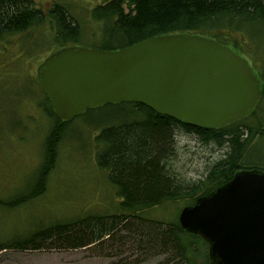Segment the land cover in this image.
Instances as JSON below:
<instances>
[{"label":"trees","instance_id":"16d2710c","mask_svg":"<svg viewBox=\"0 0 264 264\" xmlns=\"http://www.w3.org/2000/svg\"><path fill=\"white\" fill-rule=\"evenodd\" d=\"M90 16L103 26L98 33L101 41L86 47L82 44L78 21L63 5L54 4L44 13L33 0H0V42L6 36L48 22L54 29L55 49L51 53L66 47L108 51L155 36L188 34L214 39L245 57L244 47L233 34H245L256 48L255 38L264 35V0H106L93 8ZM261 76L260 97L264 96V68ZM37 86L41 89L38 82ZM43 95L46 116L52 118L54 125L47 136L44 163L38 172L40 186L44 184L45 172L54 164L55 149L64 137L66 125L56 119L44 92ZM258 103L242 119L208 130L182 124L134 102L104 105V108L113 106L119 111L113 119L92 123L101 126L95 136V141L101 145L95 161L97 167L106 172L121 199L118 214L83 216L55 223L36 230L27 238L0 244V252L89 249L126 240L134 250L148 257L161 255L166 261L181 264H194L199 249L205 246L203 264H208L207 243L197 235L186 233L176 213L166 222L145 218L140 213L166 204L192 205L239 170L264 172V162L249 160V154L256 147L253 140L264 142V119L253 126L243 123L255 114ZM90 109L93 108L86 111ZM179 133L193 136L203 146L226 151L198 181H185L170 173L175 138Z\"/></svg>","mask_w":264,"mask_h":264},{"label":"rangeland","instance_id":"374dc122","mask_svg":"<svg viewBox=\"0 0 264 264\" xmlns=\"http://www.w3.org/2000/svg\"><path fill=\"white\" fill-rule=\"evenodd\" d=\"M106 0H33L45 13L54 4L63 5L78 21L83 45L95 46L101 41L103 24L93 20L91 10ZM53 25L44 24L26 32L4 37L0 42V244L29 237L38 229L83 216L118 214L119 198L106 172L96 165L101 149L95 141L102 119H113L118 109L103 106L84 111L66 123L64 137L55 149V160L39 185V170L44 163L45 142L54 122L47 113L44 95L37 86L38 65L55 49ZM245 50V59L260 81L262 92L264 68V35L251 46L245 34H233ZM250 56L253 58H250ZM264 119V96L259 98L255 114L243 121L253 126ZM104 125V124H103ZM107 125V124H106ZM256 146L249 160L264 162V142ZM224 149L203 146L189 134L175 138V155L170 161L173 175L195 182L224 155ZM183 208L166 204L140 213L145 218L169 221ZM176 213V214H175ZM205 246L199 249L194 264H203ZM0 264H181L165 256L148 257L133 249L129 241L105 244L104 247L6 250L0 252ZM184 264V263H182Z\"/></svg>","mask_w":264,"mask_h":264},{"label":"water","instance_id":"95a60500","mask_svg":"<svg viewBox=\"0 0 264 264\" xmlns=\"http://www.w3.org/2000/svg\"><path fill=\"white\" fill-rule=\"evenodd\" d=\"M36 81L61 123L89 108L134 102L208 130L247 116L260 96V81L244 57L188 34L108 51L61 48L38 65ZM177 221L207 243L208 264H264V172L236 171L184 206Z\"/></svg>","mask_w":264,"mask_h":264}]
</instances>
